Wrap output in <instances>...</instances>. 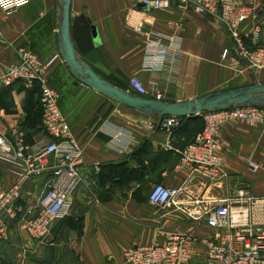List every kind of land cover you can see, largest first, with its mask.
<instances>
[{
	"label": "crops",
	"instance_id": "crops-1",
	"mask_svg": "<svg viewBox=\"0 0 264 264\" xmlns=\"http://www.w3.org/2000/svg\"><path fill=\"white\" fill-rule=\"evenodd\" d=\"M138 1L70 0V19L83 15L96 39L80 60L115 88L127 91L129 81L138 79L146 90L141 97L173 104L264 84V72H250L233 54L222 58L230 40L216 18L177 0L151 11L141 10ZM61 6L62 0H29L12 15L0 12V94L7 90L11 102L7 111L0 109V133L16 131L29 145L46 140L36 113L38 86L1 84L7 66L25 48L48 64L45 82L57 93L59 111L81 148L82 184L46 241L28 239L16 219L0 240V264H121L125 250L163 244L176 232L210 237L208 214L239 191L264 198V129L225 123L217 136L221 166L215 178L183 164L180 152L202 130V120L184 119L167 133L158 117L117 104L73 78L58 49ZM261 9L257 24L264 45V0ZM250 28L241 30L247 45ZM157 34L180 37V47L166 69L146 71L144 47ZM28 100L31 115L36 113L33 124L25 121ZM0 182L3 189L20 185L21 210L46 191L45 181H22L1 161ZM158 184L182 189L175 199L181 206L151 205L148 194Z\"/></svg>",
	"mask_w": 264,
	"mask_h": 264
},
{
	"label": "built area",
	"instance_id": "built-area-1",
	"mask_svg": "<svg viewBox=\"0 0 264 264\" xmlns=\"http://www.w3.org/2000/svg\"><path fill=\"white\" fill-rule=\"evenodd\" d=\"M171 0H139L143 11L168 8ZM189 5L203 16L216 18L226 31L230 45L222 58L233 56L243 62L250 72H264V45L259 43L260 30L257 19L262 0H177ZM29 0H0V12L12 15ZM251 25V42L241 32ZM181 39L177 36L157 34L144 47L142 68L146 71H163L172 63V53L179 50ZM48 64L28 52L18 50L17 62L7 66L1 78L5 87L15 83L31 89L39 88L41 125L46 140L29 145L16 131L9 136L0 133V161L9 164L13 172L23 180L45 181V193L34 205L21 210L20 185L3 189L0 182V240L5 241L11 224L17 219L28 239L44 242L55 224L60 222L70 201L82 184L79 166L81 148L61 115L57 93L45 82ZM127 92L146 95L138 79H131ZM158 96V95H157ZM202 130L180 152L183 164L200 171L204 176L219 175L221 157L217 136L220 128L231 121H242L264 129V106H233L200 114ZM160 127L171 133L179 126L177 118H163ZM253 171L257 167L249 163ZM180 188L154 185L148 202L167 209L178 205L175 199L182 193ZM206 225L213 230L210 237L199 238L184 232L167 237L165 243L136 246L122 253L121 264H264V198L256 199L239 191L237 198L226 200L215 207L206 218ZM82 264V263H79Z\"/></svg>",
	"mask_w": 264,
	"mask_h": 264
},
{
	"label": "water",
	"instance_id": "water-1",
	"mask_svg": "<svg viewBox=\"0 0 264 264\" xmlns=\"http://www.w3.org/2000/svg\"><path fill=\"white\" fill-rule=\"evenodd\" d=\"M70 0H62L61 23L59 27L58 49L70 74L80 83L94 89L105 98L148 116L163 118H196L201 113L216 111L233 106H264V84L255 83L249 87L222 91L185 103H165L146 99L122 91L102 79L80 56L93 50L95 37L90 23L80 15L70 19Z\"/></svg>",
	"mask_w": 264,
	"mask_h": 264
},
{
	"label": "trees",
	"instance_id": "trees-1",
	"mask_svg": "<svg viewBox=\"0 0 264 264\" xmlns=\"http://www.w3.org/2000/svg\"><path fill=\"white\" fill-rule=\"evenodd\" d=\"M29 94H32V93H29ZM10 104H11V102H10L9 92L7 90H4L0 94V109H3V110L7 111L10 108ZM34 107H35V105H34ZM37 107H38V109L36 110V113H38L39 118H41V108H40L39 101L37 103ZM25 110H26L27 115L30 116V119L27 118V119H25V121L28 122V123H32L33 124L35 122V120H37V119H35L36 118L35 117L36 113H35V115H33V114L31 115L32 106H31V103H30L29 100H28V103L26 105ZM184 119H192V118H179L178 120H179V122L182 123V121L184 122ZM181 123H180V125H181Z\"/></svg>",
	"mask_w": 264,
	"mask_h": 264
},
{
	"label": "rangeland",
	"instance_id": "rangeland-1",
	"mask_svg": "<svg viewBox=\"0 0 264 264\" xmlns=\"http://www.w3.org/2000/svg\"><path fill=\"white\" fill-rule=\"evenodd\" d=\"M192 119H201V116H198V117L192 118ZM179 123H181V122H179Z\"/></svg>",
	"mask_w": 264,
	"mask_h": 264
}]
</instances>
